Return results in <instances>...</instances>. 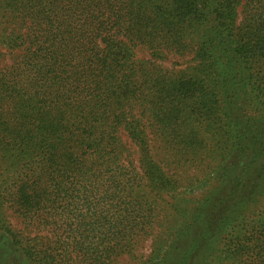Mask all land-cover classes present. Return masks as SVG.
<instances>
[{"label": "trees", "instance_id": "trees-1", "mask_svg": "<svg viewBox=\"0 0 264 264\" xmlns=\"http://www.w3.org/2000/svg\"><path fill=\"white\" fill-rule=\"evenodd\" d=\"M0 44V167L13 175L0 182V249L109 264L150 217L142 178L172 191L162 163L176 171L202 148L224 186L206 220L244 221L217 260L264 264V0H0ZM173 56L188 62L167 67ZM4 207L66 236L19 233ZM180 215L186 233L207 217Z\"/></svg>", "mask_w": 264, "mask_h": 264}, {"label": "rangeland", "instance_id": "rangeland-1", "mask_svg": "<svg viewBox=\"0 0 264 264\" xmlns=\"http://www.w3.org/2000/svg\"><path fill=\"white\" fill-rule=\"evenodd\" d=\"M139 55L145 57L147 53L146 51L139 52ZM10 56L9 50L0 44V66L4 65ZM173 62L184 66L188 62V57L183 60L173 56L165 65L167 67H177L178 65H174ZM123 138L127 140L125 134H123ZM127 145L133 150L129 146V142ZM133 155L136 158L137 155L135 156V153ZM210 161V154L207 149L199 148L193 153L190 160H183L181 167L176 171L173 169L168 170L162 163L164 171L172 175L170 177L175 188L169 192H162L159 196H155L156 194L150 191V181L146 179V176L142 178L141 185L136 188L134 195L138 200H141L145 214L150 217L144 219L145 224L139 234L136 235L134 231L128 236L131 242L128 252L115 254L109 264H236L232 260H224V257L217 260V256H224L223 252L235 236L233 234H238L233 233V231L236 232V230L242 229L244 221L238 219L235 220L236 222H231L229 225H220L217 228L209 223L210 212L214 210L211 207L210 194L213 192L217 196L224 188L223 184L220 186L212 174L205 176L204 171L208 168ZM12 176V171L6 172L3 167H0V182ZM151 200H155L156 203H152ZM133 205L130 202L128 193V215L131 211L133 214ZM201 209L204 213L206 212L207 217L198 218L195 224L194 222L190 223L194 228L191 232L186 233L188 229H186L187 226L185 227L183 217L180 215L181 212L188 211L191 217L197 218L199 216L197 212ZM149 211H151L150 215L147 213ZM3 212L4 217L13 229L28 235L30 238L48 237L53 241L61 233V237L66 236V233L63 232L66 229L65 225H62L60 229L54 226L44 227L36 221L28 222V220H24L23 217L7 207H4ZM58 212H60V209ZM71 218V216L65 214L62 220L57 221L56 224L61 225L62 222ZM250 220L251 218H249ZM129 223H131L130 218H128V226ZM207 223L212 227L209 232ZM232 225L235 226V229H231L230 226ZM206 226L204 240L201 239L202 236L200 235V238L197 236V242L191 240L193 235L201 230L200 228ZM43 241L46 242V240ZM189 245L190 249L188 248ZM72 261L73 264H82L83 262L75 254L72 255ZM0 264H27V259L20 250L0 249Z\"/></svg>", "mask_w": 264, "mask_h": 264}]
</instances>
